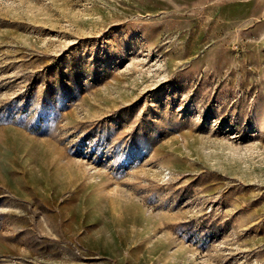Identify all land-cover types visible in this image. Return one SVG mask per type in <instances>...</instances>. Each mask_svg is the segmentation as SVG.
Returning a JSON list of instances; mask_svg holds the SVG:
<instances>
[{
  "label": "rangeland",
  "instance_id": "374dc122",
  "mask_svg": "<svg viewBox=\"0 0 264 264\" xmlns=\"http://www.w3.org/2000/svg\"><path fill=\"white\" fill-rule=\"evenodd\" d=\"M0 264H264V0H0Z\"/></svg>",
  "mask_w": 264,
  "mask_h": 264
}]
</instances>
